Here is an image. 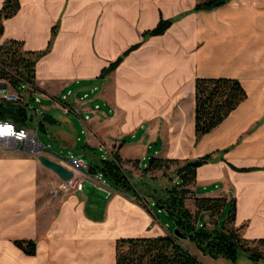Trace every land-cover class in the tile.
Listing matches in <instances>:
<instances>
[{"label":"crops","instance_id":"1","mask_svg":"<svg viewBox=\"0 0 264 264\" xmlns=\"http://www.w3.org/2000/svg\"><path fill=\"white\" fill-rule=\"evenodd\" d=\"M18 1L17 13L4 20L1 41L43 51L57 25L50 50L35 64L34 90L43 103L32 115L36 122L46 117L39 131L58 146L79 148L70 157L39 142L45 156L74 173L81 189L60 190L59 177L21 147L0 150V264H115L117 239L171 232L169 215L150 194L170 185L175 167L144 173L152 157L184 162L210 155L197 168L186 207L195 213L194 197H223L225 207L234 201V226H244L242 237L264 238V0H225L196 11L203 0ZM161 17L172 20L169 28L143 40ZM197 77L235 78L247 93L198 139ZM69 114L79 121L81 146ZM114 151L143 204L100 173L87 172L88 163ZM73 159L84 169L69 164ZM199 219L214 228L209 212H199ZM15 240L34 241L35 254H25ZM183 244L202 264H264L247 262L243 253L235 263L213 259Z\"/></svg>","mask_w":264,"mask_h":264},{"label":"trees","instance_id":"2","mask_svg":"<svg viewBox=\"0 0 264 264\" xmlns=\"http://www.w3.org/2000/svg\"><path fill=\"white\" fill-rule=\"evenodd\" d=\"M224 2L225 0H203L193 10L213 8ZM19 8L18 0H5L0 9V80L5 81L13 90H18L23 84L35 87V64L50 50L57 34L56 25L52 29L49 44L43 51H26L23 42L15 39L1 41L4 20L13 17ZM171 24L172 20L161 17L156 27L143 34V40L150 36L163 34ZM140 44L141 42L125 50L120 57L101 71L99 77L102 78L113 71L123 58ZM194 86L196 139L217 127L247 97L245 89L235 78L197 77ZM45 118L36 122L26 104H10L0 100L1 120L40 130L43 128ZM208 161H210V155L184 162L178 159L155 157L147 161L144 173L160 169L169 170L172 166H176L173 175L169 177L170 185L159 193L150 194V197L157 207L167 212L174 223L173 227L179 231L181 237L169 232L154 237L119 238L115 244V264H202L201 258L182 244L183 240L193 243L202 255L213 259L221 257L235 263L239 254L243 253L251 261H264V238L246 239L241 235V229L244 226L238 228L234 226V201L231 202L230 212L220 229L215 227V223L226 205L225 198L194 197L196 208L194 214L186 207V199L192 197L190 187L195 182L197 168ZM236 170L245 172L252 168ZM87 172L89 174L100 173L123 194L143 204V197L126 175L117 151H114L109 158H101L94 163H88ZM199 212L210 213V223L214 225V228L197 227ZM14 244L27 255L35 254V243L32 240H15Z\"/></svg>","mask_w":264,"mask_h":264},{"label":"built area","instance_id":"3","mask_svg":"<svg viewBox=\"0 0 264 264\" xmlns=\"http://www.w3.org/2000/svg\"><path fill=\"white\" fill-rule=\"evenodd\" d=\"M0 82L5 81L0 80ZM8 88L4 93H2L0 90V100L6 101L10 104H26L29 113L37 114L38 108H33L30 106V99H33V101L36 103H40L41 94L35 92L32 85L23 84L18 90ZM62 100L65 101L67 98L63 97ZM64 109H66L65 106ZM0 145H2V148H4L5 151H10L21 147L25 153L35 156L41 149V145L38 141L37 131L35 129L26 126H19L11 121L1 119ZM75 164L81 170L85 167L82 160H77ZM59 189L64 192L72 189H81V183L77 178L73 177L68 181H61Z\"/></svg>","mask_w":264,"mask_h":264},{"label":"rangeland","instance_id":"4","mask_svg":"<svg viewBox=\"0 0 264 264\" xmlns=\"http://www.w3.org/2000/svg\"><path fill=\"white\" fill-rule=\"evenodd\" d=\"M43 102H40V103H36L33 101V99H30V106L33 107V108H40L41 105H42ZM69 111V110H67ZM72 121H73V125H74V130H76L78 132V135H79V139H82L78 144L79 146L82 145L83 143V136L82 134H80V126H79V121L77 120V118L75 116H73L72 114H69L68 116ZM37 135H38V141L41 142V144H43V146L47 149V145H51L52 146V149L55 150V151H61L64 153V155H66L67 153H70V157H73V155H76L77 153V150L75 149H65V148H61V146H58L55 142H53L51 140V137H49V135H46V134H43L41 131L37 130ZM53 135V133H52ZM78 135H74L73 136V142H76V139L78 137ZM0 150L4 151V148H2V145H0ZM45 152V150H44ZM173 167H175L176 169V166L174 165ZM173 175V174H172ZM230 209H231V203H228V205L221 211V213L218 215V217L216 218L217 219V222L215 224V227L217 229H220L222 227V224H223V221L225 219V217L228 215V213L230 212ZM174 223H171V226H170V230L171 232L174 230V227L172 226ZM196 225L198 228H202L204 227L205 225V222L204 220H197L196 222ZM183 242L185 244H187L189 247L192 248V246H195L193 243L187 241V240H183L182 241V244ZM184 245V244H183ZM185 246V245H184ZM187 247V246H185ZM188 248V247H187ZM196 248V246H195ZM189 249V248H188ZM197 249V248H196ZM198 250V249H197ZM200 252V251H199ZM201 253V252H200ZM241 256H242V253H241ZM247 262H252V261H247ZM248 264V263H247Z\"/></svg>","mask_w":264,"mask_h":264},{"label":"water","instance_id":"5","mask_svg":"<svg viewBox=\"0 0 264 264\" xmlns=\"http://www.w3.org/2000/svg\"><path fill=\"white\" fill-rule=\"evenodd\" d=\"M7 88H8L7 83L0 82V90L2 93L6 92ZM43 150H44L43 146H41L39 153L36 155L38 161L42 166L53 171L61 181H68L74 177V173L71 170L67 169L66 166H64L62 163L45 156L43 154ZM76 161H77L76 159H73L69 161V164H71L72 166H76L75 164ZM172 233L178 237H181V234L176 228H174Z\"/></svg>","mask_w":264,"mask_h":264}]
</instances>
